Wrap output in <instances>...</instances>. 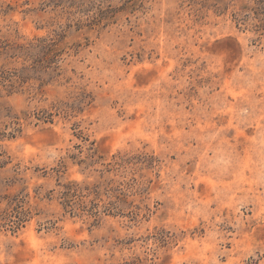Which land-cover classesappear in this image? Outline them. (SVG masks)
Masks as SVG:
<instances>
[{
	"label": "rangeland",
	"instance_id": "374dc122",
	"mask_svg": "<svg viewBox=\"0 0 264 264\" xmlns=\"http://www.w3.org/2000/svg\"><path fill=\"white\" fill-rule=\"evenodd\" d=\"M0 264H264V0H0Z\"/></svg>",
	"mask_w": 264,
	"mask_h": 264
}]
</instances>
